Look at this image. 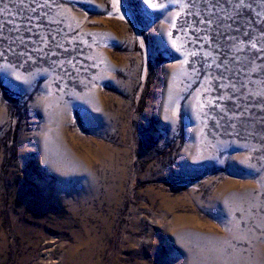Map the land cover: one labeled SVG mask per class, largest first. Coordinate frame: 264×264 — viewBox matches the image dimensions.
Instances as JSON below:
<instances>
[{
  "label": "rangeland",
  "instance_id": "obj_1",
  "mask_svg": "<svg viewBox=\"0 0 264 264\" xmlns=\"http://www.w3.org/2000/svg\"><path fill=\"white\" fill-rule=\"evenodd\" d=\"M248 4L0 0V264H264Z\"/></svg>",
  "mask_w": 264,
  "mask_h": 264
},
{
  "label": "snow or ice",
  "instance_id": "obj_2",
  "mask_svg": "<svg viewBox=\"0 0 264 264\" xmlns=\"http://www.w3.org/2000/svg\"><path fill=\"white\" fill-rule=\"evenodd\" d=\"M219 2H220V0H210L211 8L215 9ZM228 2L230 4L234 2L235 9H237V10L243 9L245 7H250V5L248 4V0H228ZM262 2H264V0H262ZM211 14L215 15V12L212 11ZM0 15H2V12H0ZM257 15L261 16V17H264V13H257ZM225 18H227V17H225ZM207 23L211 24L212 20L209 18L207 20ZM230 26L231 25H229V27ZM0 31H2V22H0ZM262 35H264V33H262ZM245 36L248 37V39L246 41L245 40H240V41L236 42V44H235L236 51L238 53H243L244 50H245V47H250L251 49H256L257 51H264V49H261L259 47L257 41L252 39V37L249 36V34L247 32H245ZM230 39L235 41L236 38L235 37H230ZM0 56H3L2 52H0ZM259 59L264 60V57H260ZM259 95H264V94H259Z\"/></svg>",
  "mask_w": 264,
  "mask_h": 264
},
{
  "label": "bare ground",
  "instance_id": "obj_3",
  "mask_svg": "<svg viewBox=\"0 0 264 264\" xmlns=\"http://www.w3.org/2000/svg\"><path fill=\"white\" fill-rule=\"evenodd\" d=\"M83 264V263H82Z\"/></svg>",
  "mask_w": 264,
  "mask_h": 264
}]
</instances>
